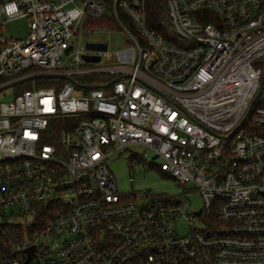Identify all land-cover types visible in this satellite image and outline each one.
I'll return each mask as SVG.
<instances>
[{
  "label": "built area",
  "instance_id": "obj_1",
  "mask_svg": "<svg viewBox=\"0 0 264 264\" xmlns=\"http://www.w3.org/2000/svg\"><path fill=\"white\" fill-rule=\"evenodd\" d=\"M165 6L174 41L147 0L0 2L29 21L0 31V94L27 86L0 100V264H264V0ZM95 28L128 45L74 47ZM130 146L202 208L119 193Z\"/></svg>",
  "mask_w": 264,
  "mask_h": 264
},
{
  "label": "rangeland",
  "instance_id": "obj_2",
  "mask_svg": "<svg viewBox=\"0 0 264 264\" xmlns=\"http://www.w3.org/2000/svg\"><path fill=\"white\" fill-rule=\"evenodd\" d=\"M3 18H0V22ZM28 19L18 18L5 22L1 25V33L9 39L23 38L28 33ZM87 42H103L107 44L109 51H117L125 48L128 44L126 37L119 30H106L95 28L90 34H84L77 38L74 43L78 45ZM24 87L19 88V91ZM18 89L6 88L4 94H0L1 101H11ZM76 93H79L77 91ZM143 148L130 146L115 151L106 161L118 188V192L128 195L136 192H148L154 197H176L185 204L189 211H199L202 208L201 196L193 191L191 185H182L173 178L163 174L158 165V158L152 159V154L143 155ZM131 179V180H130ZM192 189V190H191ZM188 192L186 198L183 193Z\"/></svg>",
  "mask_w": 264,
  "mask_h": 264
},
{
  "label": "trees",
  "instance_id": "obj_3",
  "mask_svg": "<svg viewBox=\"0 0 264 264\" xmlns=\"http://www.w3.org/2000/svg\"><path fill=\"white\" fill-rule=\"evenodd\" d=\"M2 1L4 0H0V2ZM147 13L149 25L152 28L156 29L159 33L165 35L167 39L174 41V39L172 38L173 30L169 23V19L167 18L165 0H147ZM101 20H96L95 22L100 24L102 23Z\"/></svg>",
  "mask_w": 264,
  "mask_h": 264
},
{
  "label": "water",
  "instance_id": "obj_4",
  "mask_svg": "<svg viewBox=\"0 0 264 264\" xmlns=\"http://www.w3.org/2000/svg\"><path fill=\"white\" fill-rule=\"evenodd\" d=\"M87 47L89 49H96V50H104L106 48L105 44H94V43H88L87 44ZM90 60H93V61H98V58L97 57H93V58H90ZM264 84V70L262 72V76H261V82H260V87H259V90L255 96V98L253 99V101L256 99V97L259 95L261 89H262V86ZM155 157V156H154Z\"/></svg>",
  "mask_w": 264,
  "mask_h": 264
}]
</instances>
